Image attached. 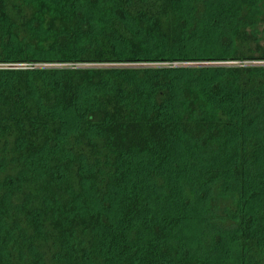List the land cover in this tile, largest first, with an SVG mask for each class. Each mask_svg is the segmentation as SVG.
<instances>
[{
  "label": "trees",
  "instance_id": "trees-1",
  "mask_svg": "<svg viewBox=\"0 0 264 264\" xmlns=\"http://www.w3.org/2000/svg\"><path fill=\"white\" fill-rule=\"evenodd\" d=\"M0 264H264V0H0Z\"/></svg>",
  "mask_w": 264,
  "mask_h": 264
},
{
  "label": "rangeland",
  "instance_id": "rangeland-1",
  "mask_svg": "<svg viewBox=\"0 0 264 264\" xmlns=\"http://www.w3.org/2000/svg\"><path fill=\"white\" fill-rule=\"evenodd\" d=\"M36 66H37V65H36ZM42 66H44V67H45L46 65H42Z\"/></svg>",
  "mask_w": 264,
  "mask_h": 264
}]
</instances>
